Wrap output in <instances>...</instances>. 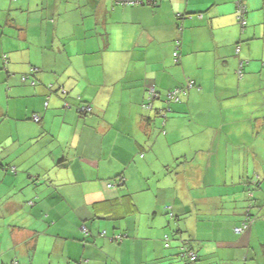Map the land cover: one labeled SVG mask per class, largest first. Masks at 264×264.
Segmentation results:
<instances>
[{
	"label": "crops",
	"instance_id": "0c3cea01",
	"mask_svg": "<svg viewBox=\"0 0 264 264\" xmlns=\"http://www.w3.org/2000/svg\"><path fill=\"white\" fill-rule=\"evenodd\" d=\"M239 1L0 0V264H106L145 209L163 264H187L183 245L200 264H264V0H242L244 26ZM150 85L188 87L165 134L164 97L141 106Z\"/></svg>",
	"mask_w": 264,
	"mask_h": 264
},
{
	"label": "rangeland",
	"instance_id": "374dc122",
	"mask_svg": "<svg viewBox=\"0 0 264 264\" xmlns=\"http://www.w3.org/2000/svg\"><path fill=\"white\" fill-rule=\"evenodd\" d=\"M3 72H4V75L6 76L5 70H3ZM5 89H6V86L3 84V82L0 81V104H4V102L6 100ZM22 102L25 103V101H22ZM24 113H25V110H23L22 115H24ZM23 123L25 124V120L20 121L21 129H23V126H22ZM117 184H118V182H117ZM148 211H147V209L141 211V217L143 220H142V225H141V229H140V234H136L135 237H137V238L129 239V242H132V240L134 239V240H136L135 241L136 243H132L131 245H128L129 246L128 250L114 249V251L110 253V257L107 260L106 264H146V262H147L146 259L149 255V253L152 254V257H153L152 259L158 258V259L154 260L155 261L154 264H163V263L167 262L165 259H163L162 256L164 255V251L169 250V249L164 248L163 237L162 236L160 237V231L156 228H153V227L149 228V227L145 226L144 220L147 218L146 214ZM165 216L169 217L168 214H166ZM133 218H134L133 211H130L129 215H127L124 218H120L116 221L122 222V223H127V222L131 223ZM138 218H139V216H138ZM156 221H157V219L155 220V222ZM102 222H106V220H103ZM166 227L169 228L168 225ZM172 232L174 233V229ZM98 236L100 237V240L102 241L105 238L108 240L110 237V234L105 235L103 237L100 235H98ZM158 238L162 239L163 248L158 245V240H157ZM126 239H128V237H126L125 240ZM114 242H116V241H114ZM115 245L120 246V244H117V242ZM106 250L108 251V248ZM161 260H163V261H161ZM243 260H244V258H243ZM100 262H102V263L105 262V257H103V255H101ZM147 263H149V262H147ZM198 263L200 264V262H198Z\"/></svg>",
	"mask_w": 264,
	"mask_h": 264
},
{
	"label": "trees",
	"instance_id": "16d2710c",
	"mask_svg": "<svg viewBox=\"0 0 264 264\" xmlns=\"http://www.w3.org/2000/svg\"><path fill=\"white\" fill-rule=\"evenodd\" d=\"M145 1H147V0H145ZM113 2H114V0H113ZM115 2H117V0H115ZM146 3H148V4H151V5H154V4H157L158 3V0H150V2H146ZM180 16V15H179ZM177 43L179 44L180 43V41H177ZM175 57V56H174ZM178 57L179 56H177V57H175L177 60H178ZM37 72V68L36 67H33L32 69H31V75L32 74H35ZM30 74H27V73H25V74H23V75H27V76H29L30 77ZM22 75V76H23ZM27 80V79H26ZM189 83H191V81H189L188 83H187V85L186 86H188V87H191V86H193L194 85V81H192V84L190 85ZM155 86V85H154ZM183 87H185L184 85H182V86H174V87H172V88H170V89H168L167 90V92L164 94V95H162L161 93H160V91H158L157 90V88L155 87V89H156V92L158 93V98H156V99H159V98H161V96L162 97H164V101H165V107L164 108H162L160 111H159V115H160V117L163 119V123H162V127L160 128L161 129V132L163 133V134H165L166 133V128H165V125H164V123H165V117L167 116V114H168V112H170V111H172V105L173 104H176V103H179L180 101H181V99H182V97L185 95V94H183V95H181L180 96V99L178 100V101H176L175 99H170L169 97H168V93L171 91V90H173V89H175V88H183ZM187 87V88H188ZM49 88H52V84H50L49 85ZM61 91L63 92V93H66V90H64L63 88L61 89ZM186 93H187V91H186ZM78 99L80 100L79 102H78V105H77V108H76V110H77V112L79 113V114H81V115H88V114H90V113H92L93 112V110H92V105L90 104V103H88V102H85V101H82L81 99H80V97H78ZM155 99V100H156ZM145 101H146V95H145V98H144V100H143V102H142V104H141V106H142V108L144 109V110H152L153 108H154V102L155 101H153V103H152V108H147L146 106H145ZM65 106L66 107H70L71 105L67 102V103H65ZM35 115H38L39 116V114H34L33 115V120L35 121V122H39L40 121V119H41V117L39 116V118L38 119H35L34 118V116ZM150 118L148 117V120H149ZM166 124V123H165ZM13 166V165H12ZM12 171H14V172H16V170H15V167L13 166V168H12ZM119 177H122V175H120ZM123 181V180H122ZM121 181V182H122ZM250 182V181H249ZM248 182V183H249ZM117 183V182H116ZM115 182H112V181H110V182H108L107 183V186L108 187H112L113 185H115L116 184ZM125 183L124 182H122V183H120V186H123ZM252 186V185H251ZM258 188H259V186H258ZM252 189V188H251ZM253 190L254 189H252V190H250V191H252L253 192ZM252 195H253V193H252ZM37 202H36V200L35 201H33V200H27L26 201V204L28 205V206H33L34 204H36ZM115 203V202H114ZM116 203H119L118 201L116 202ZM249 209V208H248ZM249 214V218H248V220H249V222H251L252 220H253V214L251 213V210L250 211H248V212H246V215H248ZM171 216H173V218L175 217V214H174V212H173V214H171ZM95 218H99L97 215H95L94 216ZM247 218V217H246ZM80 229L81 230H83V232L84 233H86V234H88V235H90V236H92V238H91V240H92V242H93V240H94V238L95 237H98V235H100V236H105V235H109V234H107L106 233V231H103V230H99V229H95L96 230V234H90L91 232H90V230L85 226V225H82V226H80ZM94 236V237H93ZM124 237H126V235H125V233L123 234V233H121V234H110V237H109V239H113V241H121V240H123L124 239ZM168 239H170V237H169V235H166L165 236V240L167 241ZM191 252H193V253H195L196 254V257L194 258V259H192V256H190V253ZM178 256H181L182 257V259H185L186 261H187V264H199L198 263V260H199V256H198V254H197V252H195L190 246H188V245H183L182 246V248H181V251H180V253H179V255ZM39 261L40 263L42 262V263H45L46 261V259L44 260V257H43V255L41 254L40 256H38L37 258H36V260L35 261ZM184 260V261H185ZM16 264H17V262H16Z\"/></svg>",
	"mask_w": 264,
	"mask_h": 264
},
{
	"label": "built area",
	"instance_id": "2783aa9c",
	"mask_svg": "<svg viewBox=\"0 0 264 264\" xmlns=\"http://www.w3.org/2000/svg\"><path fill=\"white\" fill-rule=\"evenodd\" d=\"M147 1L150 2V0H147ZM118 2H120L122 4H138V3L143 2V0H118ZM245 14H246V6L243 4V1L240 0L238 2V6H237V17H238L239 22L243 26L246 25V21H247L246 18H245ZM174 56L175 57L178 56V52L177 51L174 52ZM28 77L29 76H27V75H23V80H26ZM189 84L191 85L192 81ZM186 91H187L186 87L175 88V89L171 90L168 93V97L170 99H175L176 101H178L180 99L181 95L186 94ZM158 96L159 95L156 92L155 86L154 85H150L147 88V92H146L145 106L147 108H152V103H153V101H155L156 98H158ZM34 118L38 119L39 116L35 115ZM248 224L249 223L247 221H245L241 226L237 227L236 230L239 231V232H242L245 229H247ZM190 256H192V259H194L196 257V254L191 252Z\"/></svg>",
	"mask_w": 264,
	"mask_h": 264
},
{
	"label": "clouds",
	"instance_id": "9594fccd",
	"mask_svg": "<svg viewBox=\"0 0 264 264\" xmlns=\"http://www.w3.org/2000/svg\"><path fill=\"white\" fill-rule=\"evenodd\" d=\"M143 2H145V0H143ZM143 2H141V3H143ZM126 5H127V4H126ZM128 5H134V4H128ZM22 78H23V76H22ZM185 87H186V86H185ZM186 89H187V87H186ZM246 217H247V219H246L245 221H247V222L249 223V224H248V227H249L250 223H252L253 220H252L251 222H249V220H248V218H249V214L246 215ZM245 221H244V222H245ZM244 222H243V223H244ZM243 223H242V224H243ZM242 224H241V225H242ZM241 225H240V226H241ZM248 227H247V228H248ZM245 230H246V229H245ZM245 230H244V231H245Z\"/></svg>",
	"mask_w": 264,
	"mask_h": 264
}]
</instances>
